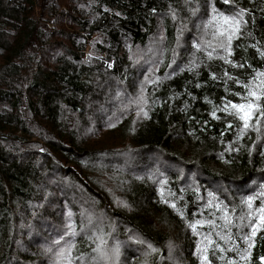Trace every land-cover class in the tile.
<instances>
[{"label": "trees", "instance_id": "16d2710c", "mask_svg": "<svg viewBox=\"0 0 264 264\" xmlns=\"http://www.w3.org/2000/svg\"><path fill=\"white\" fill-rule=\"evenodd\" d=\"M263 261L264 0H0V264Z\"/></svg>", "mask_w": 264, "mask_h": 264}, {"label": "snow or ice", "instance_id": "6c2138e0", "mask_svg": "<svg viewBox=\"0 0 264 264\" xmlns=\"http://www.w3.org/2000/svg\"><path fill=\"white\" fill-rule=\"evenodd\" d=\"M250 95L255 96L256 94L254 92H251ZM232 107L244 113L241 116V119L245 120V127H248L247 119L253 111V105H232Z\"/></svg>", "mask_w": 264, "mask_h": 264}, {"label": "water", "instance_id": "95a60500", "mask_svg": "<svg viewBox=\"0 0 264 264\" xmlns=\"http://www.w3.org/2000/svg\"><path fill=\"white\" fill-rule=\"evenodd\" d=\"M263 264H264V261H263Z\"/></svg>", "mask_w": 264, "mask_h": 264}]
</instances>
